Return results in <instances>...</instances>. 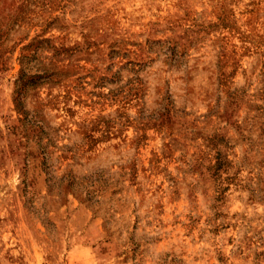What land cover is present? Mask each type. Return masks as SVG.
<instances>
[{
    "label": "rangeland",
    "instance_id": "rangeland-1",
    "mask_svg": "<svg viewBox=\"0 0 264 264\" xmlns=\"http://www.w3.org/2000/svg\"><path fill=\"white\" fill-rule=\"evenodd\" d=\"M0 264H264V0H0Z\"/></svg>",
    "mask_w": 264,
    "mask_h": 264
}]
</instances>
